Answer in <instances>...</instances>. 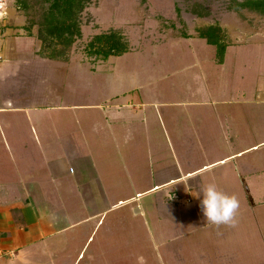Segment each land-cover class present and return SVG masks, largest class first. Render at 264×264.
<instances>
[{
    "label": "crops",
    "instance_id": "obj_1",
    "mask_svg": "<svg viewBox=\"0 0 264 264\" xmlns=\"http://www.w3.org/2000/svg\"><path fill=\"white\" fill-rule=\"evenodd\" d=\"M20 28L15 34H0V264H72V256L78 254L73 262L76 264L105 217L134 201L131 195H127L128 200L114 197L119 191L129 193L132 185L139 187L132 190L136 199L159 190L197 192L216 182L221 187L238 185L252 194L246 197L245 207L253 215L236 216L233 224H221V228L193 215L185 219L187 215L167 203L164 193L154 196V207L168 209L176 216L169 221L187 225L186 231L213 228L215 233L208 237L213 241L209 243V255L215 264H264L262 36L245 33L240 41L226 45L220 65L215 62V47L196 39L214 48V63L218 66L223 65L230 50L241 47V53L243 48L253 53L247 51V56L235 57L239 73L228 75L234 84L222 103L217 104L220 107L210 105L198 114L197 128L185 132V141L172 134L171 141L181 160L178 168L160 155L153 160L141 153L143 132L134 136L132 131L135 113L140 109L131 103L123 104L127 109L123 112L116 104V92L105 99L97 88L92 93L88 89V76L98 84L100 74L112 70L107 60L133 52L130 46L124 55L99 58L100 62L88 58L85 52L77 54L73 44L65 59H51L40 51L37 30L32 31V37L23 38L18 35L23 32V25ZM110 31L121 34L120 28ZM82 34L81 26V37ZM246 66L256 70L255 76ZM77 110L97 111L100 121L80 131L81 123L74 119H40L46 113ZM203 125L212 131L208 139L203 135ZM186 144L192 146V156L204 154L207 163L193 165L190 158L194 157L184 152ZM186 164L188 171H183ZM209 169L222 180L207 178L199 181L196 191L188 189L193 186L192 177ZM224 179L227 180L223 182ZM132 209L134 214H141L136 207ZM118 222L119 219L112 223ZM106 232L111 234L112 229L107 227ZM82 242L81 249L73 248ZM175 254L181 259L178 252ZM199 255L201 258L204 254Z\"/></svg>",
    "mask_w": 264,
    "mask_h": 264
},
{
    "label": "rangeland",
    "instance_id": "obj_2",
    "mask_svg": "<svg viewBox=\"0 0 264 264\" xmlns=\"http://www.w3.org/2000/svg\"><path fill=\"white\" fill-rule=\"evenodd\" d=\"M18 1L0 0V34L3 36L15 34L23 25V32L21 34L18 32V35L30 38L32 31L38 29L35 23L41 21L46 5L41 0H24L27 1L28 8L23 9ZM240 2L242 0L87 1L86 8L80 15L83 34L74 43L77 54L90 53L87 46L97 35L95 33L105 34L113 27L121 29L125 42L133 50L120 58H109L107 61L111 64L112 70H104V73L100 74L98 84H94L89 75L88 89L92 93L97 88L101 91V98L105 99L111 92H116L118 95L116 104L119 103L123 112L127 111L126 106L122 107L123 104L131 103L140 109L135 113V130L132 131L134 136L136 133L144 134L140 135L144 136L146 143L141 153L149 155L153 160L160 155L168 164L180 168L181 160L176 146L171 141L172 134L185 141V132L197 128L198 119L195 117L198 114L200 116L210 105L214 108L220 107L217 104L222 103L223 96L234 84L228 75L239 73L240 65L236 58L247 56L249 54L247 51L253 52L243 48L241 53L239 51L241 47L235 51L230 50L223 65H215L214 48L196 40L197 31L210 26L218 27L225 45L240 41L245 33H254L264 38V15L249 10L231 9L235 3ZM8 29L12 32H8ZM183 36L191 41L182 40L185 39ZM179 40L180 44H176L175 42ZM56 50L57 57H65L71 48L57 47ZM49 52L50 49L45 50L44 55L47 56ZM87 57L99 60L93 55ZM260 67L264 68V61ZM245 68L255 76L254 68L252 70L247 66ZM46 114L40 119L47 120L53 116L56 122H63L65 118L77 120L81 123L80 131L88 128L89 124L100 121L97 111L77 110ZM209 118L211 119L210 115ZM138 123H143L141 129ZM209 129L203 125L202 131L206 139L212 136ZM187 143L190 144L188 141ZM189 144H186L184 152L192 156L190 152L192 146ZM192 157L193 160L191 158L190 160L193 165L208 161L204 154ZM188 167L186 164L182 170L188 171ZM213 172L209 169L199 174V177H192L190 185L193 186L188 189L196 191L199 188L197 185L199 181L207 178L221 181L222 179L215 177ZM151 179L154 181V178ZM214 184L225 194L234 195L239 200L240 207L236 216L253 215L245 207L246 197L252 194L248 195L237 184L233 188L221 187L218 182ZM129 189L130 194L119 191L114 197L128 200L127 195H131L134 201L120 206L105 217L103 225L88 242L76 264H215L213 256L209 255L211 254L209 243L213 241L208 236L215 233L213 228L203 227L202 230L186 231L187 225H175L169 221L176 216L168 209L160 205L154 207V196L164 193L163 198L167 203L177 207L181 214L187 215L185 219H190L192 215L205 219L202 211L198 209H201L200 190L186 194L176 192L175 189V192L170 193L159 190L160 192L146 196L139 195L135 199L132 190L135 191L139 187L134 188L132 185ZM134 207L140 210L141 214H134L132 209ZM118 219V224L112 223ZM107 227L112 229L111 234L106 232ZM190 234L193 235L190 237ZM79 243L73 248L81 249L84 242L80 247ZM176 251L181 259L183 258L182 263L181 259L177 258ZM199 254H204L202 255L204 258H200ZM77 255L72 256V264Z\"/></svg>",
    "mask_w": 264,
    "mask_h": 264
},
{
    "label": "trees",
    "instance_id": "obj_3",
    "mask_svg": "<svg viewBox=\"0 0 264 264\" xmlns=\"http://www.w3.org/2000/svg\"><path fill=\"white\" fill-rule=\"evenodd\" d=\"M88 0H41L46 5L41 21L35 23L37 26V40L41 42V53L50 49L47 57H57V47L71 48L76 40L81 38L80 15L86 8ZM21 8L27 9V1L17 2ZM238 10H249L264 15V0H242L235 3L233 8ZM221 30L218 27H207L197 31L198 38L205 40L216 49V63L222 64L226 45L221 40ZM183 38H188L184 37ZM90 53L102 60L109 57H120L128 52V45L123 36L114 31L94 36L88 44Z\"/></svg>",
    "mask_w": 264,
    "mask_h": 264
},
{
    "label": "clouds",
    "instance_id": "obj_4",
    "mask_svg": "<svg viewBox=\"0 0 264 264\" xmlns=\"http://www.w3.org/2000/svg\"><path fill=\"white\" fill-rule=\"evenodd\" d=\"M200 207L207 222L214 225H229L235 221L239 210V200L225 194L215 184L200 187Z\"/></svg>",
    "mask_w": 264,
    "mask_h": 264
},
{
    "label": "built area",
    "instance_id": "obj_5",
    "mask_svg": "<svg viewBox=\"0 0 264 264\" xmlns=\"http://www.w3.org/2000/svg\"><path fill=\"white\" fill-rule=\"evenodd\" d=\"M171 201V200H170Z\"/></svg>",
    "mask_w": 264,
    "mask_h": 264
}]
</instances>
